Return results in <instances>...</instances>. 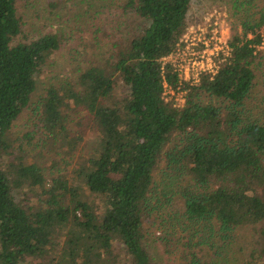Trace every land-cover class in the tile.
I'll return each instance as SVG.
<instances>
[{"label": "trees", "instance_id": "1", "mask_svg": "<svg viewBox=\"0 0 264 264\" xmlns=\"http://www.w3.org/2000/svg\"><path fill=\"white\" fill-rule=\"evenodd\" d=\"M20 1L0 0V264H156L155 227L185 264H236L243 251V264H264V93L250 104L264 0H227L226 51L192 84L164 62L192 0H91L87 24L75 26L86 38L71 53L105 45L102 62L48 86L35 129L16 136L66 37L30 36ZM165 84L184 93L182 106L165 99ZM79 114L94 144L66 174L60 163L71 164L80 142L68 123Z\"/></svg>", "mask_w": 264, "mask_h": 264}, {"label": "rangeland", "instance_id": "2", "mask_svg": "<svg viewBox=\"0 0 264 264\" xmlns=\"http://www.w3.org/2000/svg\"><path fill=\"white\" fill-rule=\"evenodd\" d=\"M68 1L25 0L18 3L20 13L25 20V31L30 36L55 31L59 34H65L66 37L63 48L50 57L37 77L38 85L31 102L14 125L13 132L16 136L35 129L37 115L34 114V110L48 86L59 85L66 77L75 82L80 69L97 61L102 62L103 55L106 54L107 46L102 45L97 49L90 48L87 53H80L83 52L80 49L79 56L73 58L71 52L74 53V51L72 48L76 46L77 42H81L79 36H84V33L75 30V26L76 24L77 26L87 24L89 14L86 15V10L88 5L90 13L96 7L91 0H88V4L83 3L84 0H74L75 4ZM52 2L58 3L57 7L51 6ZM229 5L227 0H192L188 16V29L182 43L175 53L164 59V62H170L173 65L182 82H186L184 78H191L203 69L214 70V58L220 52L226 51V42L231 36L235 24L234 18L229 13ZM259 49L264 54V44ZM256 68L255 85L251 92L252 100L250 101V104L253 105L259 103L263 98L264 58ZM121 89L120 84L116 89L117 96L122 94ZM164 94L169 102H173L177 106L183 105L185 99L183 92L166 89ZM73 118L68 123V127L72 136L77 137L80 142L73 152L71 164L66 166L65 163H60V171L66 174L74 170L76 165L87 156L95 139V130L91 120L84 118L82 114L74 115ZM161 237L163 240L167 238L162 230L155 227L147 242V248L156 264H185L180 260L178 254L170 256L167 253ZM234 244L235 248L241 246V243ZM244 252L238 253L236 264H243L246 260L244 259Z\"/></svg>", "mask_w": 264, "mask_h": 264}, {"label": "built area", "instance_id": "3", "mask_svg": "<svg viewBox=\"0 0 264 264\" xmlns=\"http://www.w3.org/2000/svg\"><path fill=\"white\" fill-rule=\"evenodd\" d=\"M185 36V35H184ZM184 38V37H183ZM215 69V68H214ZM202 71H213V69L212 70H209V69H203V70H201L199 73H197V74H195V76H192L191 78L189 77V78H184V81H189L190 82V84H192V83H196L197 81H198V78H199V74L202 72ZM180 79V78H179ZM180 81H181V79H180ZM182 82V81H181ZM165 87H166V89H171L170 87H168L167 86V84H165ZM166 89H165V91H166ZM166 99V98H165ZM167 100V99H166ZM168 101V100H167ZM175 104V103H174ZM176 105V104H175Z\"/></svg>", "mask_w": 264, "mask_h": 264}]
</instances>
